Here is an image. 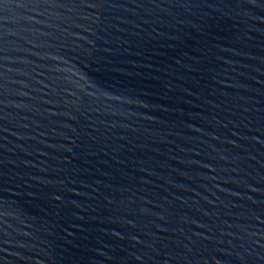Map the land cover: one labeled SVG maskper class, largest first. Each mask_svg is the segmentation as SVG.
<instances>
[{"label":"water","instance_id":"95a60500","mask_svg":"<svg viewBox=\"0 0 264 264\" xmlns=\"http://www.w3.org/2000/svg\"><path fill=\"white\" fill-rule=\"evenodd\" d=\"M264 264V0H0V264Z\"/></svg>","mask_w":264,"mask_h":264},{"label":"snow or ice","instance_id":"6c2138e0","mask_svg":"<svg viewBox=\"0 0 264 264\" xmlns=\"http://www.w3.org/2000/svg\"><path fill=\"white\" fill-rule=\"evenodd\" d=\"M239 259L241 261V264H244V257H240Z\"/></svg>","mask_w":264,"mask_h":264}]
</instances>
